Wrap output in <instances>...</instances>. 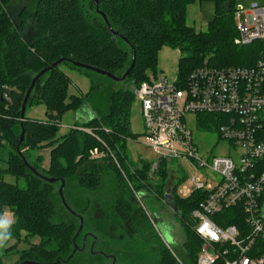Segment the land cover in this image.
Segmentation results:
<instances>
[{
	"label": "trees",
	"instance_id": "trees-1",
	"mask_svg": "<svg viewBox=\"0 0 264 264\" xmlns=\"http://www.w3.org/2000/svg\"><path fill=\"white\" fill-rule=\"evenodd\" d=\"M9 1L0 0V141L6 139L10 147L5 166L0 165V217L10 210L17 217L14 233L24 230L25 240L39 236L38 242L29 243L21 251L16 264L27 259L74 264L77 252L67 258L73 250L79 216L84 218L83 231L91 230L90 195L101 189L103 195L109 196L103 208L110 209L120 222H130L135 234L133 243L137 246L141 242L147 250L154 248L159 256L157 264H196L202 242L193 229L191 212L199 206L203 192L193 190L191 195L179 197L175 187L184 178L180 175L172 195L168 194L185 224L186 254L181 259L161 240L144 210L131 200L140 193L164 199L168 196L164 194L166 161H159L153 170V161L133 163L126 152V142L137 138L130 129L129 118L135 93L115 88L108 77L77 68L72 62L120 76L130 66L134 52V65L126 79L136 87L149 78L148 72H155L157 53L163 46L180 52L179 84L204 60L216 67L247 65L259 43H234L237 0H208L213 3V16L203 31L186 21L188 5L195 0H35L31 8L21 7L18 22L6 10ZM27 22L34 27L29 41L24 38ZM59 58L65 61L36 82L27 103V107L34 101L43 104L46 117L21 118L20 106L32 77ZM63 64L86 74L90 81L87 92L68 93L71 79L61 68ZM68 112L76 114L72 127L59 135V123ZM196 116L197 124L215 129L211 126L214 115ZM21 124L25 130L24 141L19 145L21 154L44 176L64 179L65 200L78 215L63 206L58 194L60 181L49 183L35 176L18 156L17 133ZM43 146L49 148L46 169L41 166V156L30 152ZM93 148L104 155L91 158ZM6 174L22 177L25 185L5 181ZM212 219L222 226L244 224L243 216L234 207ZM127 243L122 246H130ZM257 243L264 245L263 240ZM224 259L222 255L213 264H224Z\"/></svg>",
	"mask_w": 264,
	"mask_h": 264
},
{
	"label": "built area",
	"instance_id": "built-area-1",
	"mask_svg": "<svg viewBox=\"0 0 264 264\" xmlns=\"http://www.w3.org/2000/svg\"><path fill=\"white\" fill-rule=\"evenodd\" d=\"M240 14L237 9L234 21ZM235 30L236 45L259 43L249 64L216 67L204 60L183 84L177 78L173 83L165 77L148 78L134 92L156 155L151 169L161 160L185 158L195 170L193 190L203 192L191 212L202 242L196 264H213L222 255L224 264H264V245L257 243L264 241V5L252 3L245 20L235 21ZM199 113L215 116L211 126L234 148L236 158L220 155L208 161L199 155L185 121L187 114ZM103 155L97 148L90 150L91 158ZM198 169L213 172L215 185L202 181ZM192 191L185 190L181 197ZM233 207L243 216V225L222 226L212 219Z\"/></svg>",
	"mask_w": 264,
	"mask_h": 264
},
{
	"label": "rangeland",
	"instance_id": "rangeland-1",
	"mask_svg": "<svg viewBox=\"0 0 264 264\" xmlns=\"http://www.w3.org/2000/svg\"><path fill=\"white\" fill-rule=\"evenodd\" d=\"M35 0H10L6 5V10L14 22H18V13L24 5L31 8ZM252 3L264 5V0H237V8L241 11L239 16L235 17V21H244L246 14L250 11ZM213 16V3L208 0H195L188 5L186 12L187 24L193 26L197 31H203L207 27L208 21ZM24 33L25 40H31L34 36V27L30 22L26 23ZM180 52L177 49L163 46L157 53V62L155 72H148V77L153 79L163 78L168 83H173L177 78L178 59ZM61 68L69 75L71 83L68 87V93H85L89 90L90 81L86 74L80 70L71 68L68 65H61ZM115 88H125L131 92H135V84L130 79H125L120 82H114ZM34 101L26 108L25 116L37 119H44L45 107L43 104H35ZM75 115L72 112L66 113L61 119V128L59 135L66 132L68 127L73 124ZM130 129L137 134V138L126 142V152L133 163L139 160L152 162L156 155L150 147V137L146 135L143 127V119L140 112V99L137 94L134 96L133 103L130 109ZM197 116L187 114L185 116L186 126L191 130L194 142L198 146L199 155L210 160L212 156L232 155L236 158L234 148L227 142L219 138L218 133L214 130H208L200 126L196 122ZM21 133L18 131L17 137ZM1 135V133H0ZM9 144L6 139L0 141V165L5 166L9 158ZM241 150L238 149V153ZM33 155L41 156V166L48 168L49 166V148L46 146L40 147L33 152ZM166 169L168 170V178L164 186V194L172 195L173 185L179 180L180 175L184 178L176 184L175 192L181 197L185 190L192 191L194 189L192 177L195 170L190 165L189 160L185 158H174L171 161H166ZM197 176L202 181H207L212 186L215 185L216 176L213 172H206L203 169H198ZM4 180L10 183H16L20 186L25 185V180L22 177L6 174ZM105 190V189H104ZM104 193V192H103ZM168 195V196H169ZM109 196L102 194V189L90 195L91 203V223L93 231L98 241L94 248L96 252H105L106 254H116L118 256V264H157L158 253L154 248L146 249L141 242L137 246L133 243L135 234L132 230L130 222H120L115 216L111 215V211L104 209V201ZM111 200V199H110ZM134 203L144 210L146 216L152 223L153 229L156 231L161 240L168 246L175 255L179 258H185L183 242L185 240L186 231L185 224L177 215V207L173 205L171 199L155 198L152 194H135V198H131ZM12 220L10 225L11 238L5 242L3 247H0V264H16L23 249L27 248L29 243L39 241V236L33 235L25 240V231L19 229L14 233L17 217L10 210H5L1 217ZM89 220V217H88ZM72 221H75L74 219ZM75 235V234H74ZM82 234L78 238L77 244L81 246ZM129 245L122 246V243ZM128 244V243H127ZM133 245V247H132ZM74 264H112L111 260L102 254H94L90 252L89 246L84 251H78L76 254V262Z\"/></svg>",
	"mask_w": 264,
	"mask_h": 264
},
{
	"label": "water",
	"instance_id": "water-1",
	"mask_svg": "<svg viewBox=\"0 0 264 264\" xmlns=\"http://www.w3.org/2000/svg\"><path fill=\"white\" fill-rule=\"evenodd\" d=\"M97 0H95V3H96ZM103 18L105 20V22L108 23V20L106 18L105 15H103ZM115 35V33H114ZM63 61H65V58H59L58 60L54 61L52 64H50L49 66L43 68L42 70H40L39 72H37L31 79V82H30V85L29 87L27 88L25 94H24V97H23V100H22V103H21V106H20V116L21 118H24L25 116V112H26V108H27V103L29 101V98H30V95H31V92L36 84V82L48 71H51L54 67L58 66L59 64H61ZM73 66L77 67V68H81V69H84V70H88V71H92V72H95V73H98V74H101L103 76H106L108 77L111 81L113 82H120V81H123L127 78V76L130 74V71L134 65V52L132 54V60H131V64L130 66L125 70V72L120 75V76H116L114 75L113 73H110L108 71H105L103 69H100V68H97L95 66H92V65H88V64H85V63H81V62H72ZM24 138H25V130L21 124V133L19 135V139H18V144H17V147H16V152L18 154V156L23 160L24 164L26 165V167L35 175V176H38L40 178H42L44 181L46 182H49V183H54V182H57V181H60L61 184L58 188V194L60 196V199L62 201V204L63 206L73 215H78L76 214L73 210L70 209V207L68 206L66 200H65V197H64V194H63V188H64V179H60L58 180L57 178H53V177H48V176H44L43 174H41L39 171H37L35 168L31 167L26 159L23 157V155L21 154L20 150H19V145L24 141ZM170 196H166V198H168ZM83 224H84V218L82 216H79V224H78V228L75 232V235L73 236L72 238V242H73V250L71 252V254L68 256L67 260L72 258L73 255L77 252V251H83L85 249V241L83 240V243H82V246L79 247L78 244L75 242V239L79 236V234L81 233L82 229H83ZM85 238V236H84ZM97 242V238L94 237V240H93V243L91 245V248H90V252L91 253H94V254H102L104 255L106 258L108 259H112V264H117L116 263V257L115 255L113 254H106L105 252H94L93 251V246L94 244ZM65 260V261H67ZM57 264L59 263V261L56 262ZM17 264H47V263H42V262H39V261H35V260H22L20 261L19 263Z\"/></svg>",
	"mask_w": 264,
	"mask_h": 264
},
{
	"label": "clouds",
	"instance_id": "clouds-1",
	"mask_svg": "<svg viewBox=\"0 0 264 264\" xmlns=\"http://www.w3.org/2000/svg\"><path fill=\"white\" fill-rule=\"evenodd\" d=\"M12 220L5 217H0V247L5 245V242L11 238L10 225Z\"/></svg>",
	"mask_w": 264,
	"mask_h": 264
},
{
	"label": "flooded vegetation",
	"instance_id": "flooded-vegetation-1",
	"mask_svg": "<svg viewBox=\"0 0 264 264\" xmlns=\"http://www.w3.org/2000/svg\"><path fill=\"white\" fill-rule=\"evenodd\" d=\"M166 199H170V198H166ZM81 234H82L81 246H82V243H83V240H84L85 241V249L84 250H86L88 246H89V249H90L91 245L93 243L94 237H96V236H94V234L92 232L83 231V229H82L81 233L79 234V236H81ZM84 236H85V238H84ZM97 241H98V239H97ZM96 245H97V242L93 246V251H94V248H95ZM81 246H79V247H81ZM94 252H96V251H94ZM115 257H116V263L118 264V256L116 254H115ZM109 260H111V262H112V259H109Z\"/></svg>",
	"mask_w": 264,
	"mask_h": 264
}]
</instances>
